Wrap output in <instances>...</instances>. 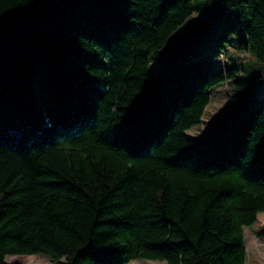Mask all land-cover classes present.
I'll return each instance as SVG.
<instances>
[{"label":"trees","instance_id":"1","mask_svg":"<svg viewBox=\"0 0 264 264\" xmlns=\"http://www.w3.org/2000/svg\"><path fill=\"white\" fill-rule=\"evenodd\" d=\"M213 2L189 23L193 0H0V264H243L238 226L264 210V0ZM213 33L255 66L193 139L223 76L219 51L189 55Z\"/></svg>","mask_w":264,"mask_h":264},{"label":"clouds","instance_id":"2","mask_svg":"<svg viewBox=\"0 0 264 264\" xmlns=\"http://www.w3.org/2000/svg\"><path fill=\"white\" fill-rule=\"evenodd\" d=\"M193 3H195V0H193ZM207 3L211 6L213 0H207ZM200 14V11L194 10L191 12V18H199ZM225 49H221L219 54L213 58L221 65L223 81L218 87L209 92L205 105L206 114L203 118L206 123H210L230 100L234 101L236 93V86L233 83L234 78H246L248 75V72L239 65L248 64L250 52L238 47L235 43L226 45ZM233 61L236 62L238 67L233 70L232 75H229L228 68L233 64ZM261 80L264 81V74H262ZM203 127L202 125L201 131ZM193 135L199 136L200 131L194 132ZM238 227L244 244L243 264H264V235L258 234L264 230V210L255 212V220L252 223H241ZM128 264H168V261L138 256L130 259Z\"/></svg>","mask_w":264,"mask_h":264},{"label":"rangeland","instance_id":"3","mask_svg":"<svg viewBox=\"0 0 264 264\" xmlns=\"http://www.w3.org/2000/svg\"><path fill=\"white\" fill-rule=\"evenodd\" d=\"M214 3V2H213ZM213 3L211 4V6L208 5L207 0H195V9L200 11V16L199 18H189V23H199L201 22L204 17L206 16L207 12L209 11V7L211 8ZM183 32V29H180L168 42L166 48L163 50V54L167 57L164 63L159 64L158 67H155V69H153L152 72V80L150 82L149 85V92L147 93V95L145 96L146 98H148L150 96V91L152 90V88L154 87V85L156 84V82L158 81V79L162 76V73L164 71H166V69L168 68V62H169V58L173 55L174 51L176 50V48L179 47L180 42H178V38L179 36H181ZM218 37L216 33L210 34L207 38L199 41L198 43V47H197V51L193 54H190V56H194V55H200L204 49V47H207L209 51L211 52H218L220 51V48L218 47ZM234 43V41L232 42V44ZM226 50V49H225ZM214 62V66L212 67V63ZM216 62V63H215ZM238 67V65L236 64L235 61H233V64L230 67ZM255 66V59L250 55V59L247 65H239V67H243L247 72H251L252 69H254ZM161 69V70H159ZM221 69V65L218 61L213 60L210 65L208 66V70L210 72H214V71H219ZM159 70V71H158ZM257 71V70H256ZM258 74V73H257ZM246 78H251L252 77H246ZM261 93L262 95H264V85H262L261 87ZM262 99H264V96H262ZM264 103V102H262ZM234 105V101H229V103L225 106V108L223 110H221V112L212 119V121L210 123H206L203 119V122L201 125L193 127L191 130H189L187 132V135L189 137H192L193 139H203L210 131V129L212 128V124L215 121V119H217L218 117L222 116L225 112H227V110L232 107ZM203 127V130L201 131V126ZM200 131V135L199 136H194L193 133ZM259 235H264V230L261 231V233H258ZM6 262L9 264H14V263H18V264H66L64 259H61L60 261L53 263L52 261H50V259H48L46 256L44 255H35V256H14V257H7L6 258Z\"/></svg>","mask_w":264,"mask_h":264}]
</instances>
